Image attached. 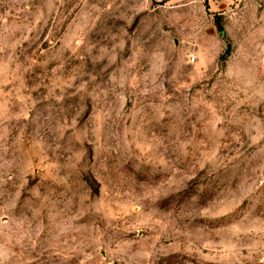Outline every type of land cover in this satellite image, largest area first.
I'll return each mask as SVG.
<instances>
[{"label":"rangeland","instance_id":"obj_1","mask_svg":"<svg viewBox=\"0 0 264 264\" xmlns=\"http://www.w3.org/2000/svg\"><path fill=\"white\" fill-rule=\"evenodd\" d=\"M0 264H264V0H0Z\"/></svg>","mask_w":264,"mask_h":264}]
</instances>
